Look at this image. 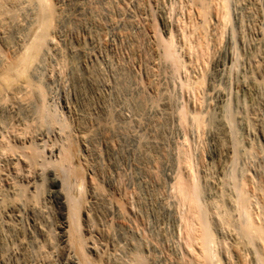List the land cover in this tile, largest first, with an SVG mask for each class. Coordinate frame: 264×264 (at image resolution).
<instances>
[{
  "label": "rangeland",
  "instance_id": "rangeland-1",
  "mask_svg": "<svg viewBox=\"0 0 264 264\" xmlns=\"http://www.w3.org/2000/svg\"><path fill=\"white\" fill-rule=\"evenodd\" d=\"M28 1L21 0L17 6L9 3L4 5L5 9L0 6V33L5 28L11 30L21 13V18L30 15L35 1ZM228 1V21L222 20L219 1L209 3L213 4L205 26L208 31H204L197 0H52L59 15L56 26L59 29L53 44L56 47L49 51L33 78L45 93L43 101L51 108V111L48 109L51 118L41 119L36 115L42 98L38 99L40 101L35 98L34 122H26V127L15 122L18 128H13L15 125L9 121L8 125L0 124L10 133L7 136L13 144H44L39 147L44 158L36 165L31 164L33 167L23 161L16 164L13 154L4 158L0 154V159L4 160L0 163V264L78 262L75 253L67 250L61 235L64 221L58 203L61 195L55 191L61 190L63 180L68 184L63 181L65 186L72 185V194L85 201L80 211V226L87 239L86 253L93 264H188L191 254L180 239L178 200L171 187L178 173L175 171L181 168L189 172V168L178 163L180 152L185 149L200 179L203 202L211 215L215 214L211 218L216 237L220 239L221 246L216 249L219 247L217 250L222 256L218 258L224 259L225 264L254 262L249 255L253 254L239 247L242 244L238 245L241 241L237 231H232L236 229L235 218L239 219L232 207L235 208V182L247 180L253 183L251 192L255 191L252 209L264 213L263 196L258 193L264 191V0ZM164 20L169 25L168 30L164 28ZM7 24L8 27L4 26ZM172 31L177 41L175 51L182 64L185 61V67H176L164 58L162 46L156 41L158 32L163 39H168ZM0 52L1 63L6 52L2 42ZM249 78L255 79L256 86ZM200 79L202 85L196 86ZM188 81L191 86H186ZM183 107L190 112L186 123L180 117ZM220 108L224 109L225 119H231L226 127L232 130L226 127L223 130L218 115ZM192 113L202 115L205 122L201 128L193 121ZM7 126L13 129L9 132ZM18 131L25 132V136ZM66 143L74 148L72 167L81 171L77 176L70 177L66 169L55 163L59 149ZM55 179L61 183L53 184ZM222 208L234 210L228 212L234 217V229L229 222L223 223L225 211ZM40 228L47 232L46 240L38 233ZM241 249L246 254L243 258ZM244 257L248 260L242 262Z\"/></svg>",
  "mask_w": 264,
  "mask_h": 264
},
{
  "label": "bare ground",
  "instance_id": "bare-ground-1",
  "mask_svg": "<svg viewBox=\"0 0 264 264\" xmlns=\"http://www.w3.org/2000/svg\"><path fill=\"white\" fill-rule=\"evenodd\" d=\"M21 0H0V6H4V5H8L9 3L13 6H17V4L20 2ZM30 1H35V6L30 8V15L29 16H25L24 18H21V14H20V18L15 19V22L12 25V28L10 30H6L2 29L4 31H2L0 33V42H2L3 47L5 48V55L0 63V124L4 123L8 125V121L9 122H13L12 124H14L15 122L18 124H23L26 127V122L28 123V121L34 122V118L36 117V115H40L41 119L42 118H48L51 116V114L49 113V109L47 107V104L45 105V102L43 101V97H45V93H43V90L41 89L40 83L39 85L37 83L34 82L33 78H36V74L39 71L38 69L41 66V63L44 61L45 57L48 56V53L51 52V49L56 47L55 45H53L55 43L56 40V30L59 29L57 26V17L59 15L56 14V9L54 6V2H52V0H29ZM209 0H197L199 6H200V10L198 12L201 11V15L204 21L203 24V29L204 31H208L206 29V24L208 21V16L209 13L211 12L209 9L211 8L210 6L213 4H209L213 1H215L217 3V1H219V5L222 11V20L223 21H228L229 19V9H228V0H211L208 3ZM26 2V1H25ZM24 2V3H25ZM23 3V2H22ZM32 3V2H30ZM29 3V4H30ZM196 4V2H194ZM215 3V4H216ZM21 5V3H20ZM197 5V4H196ZM194 6V5H193ZM198 6V8H199ZM11 7V6H10ZM26 7V6H25ZM24 7V8H25ZM29 7V6H28ZM215 7V6H214ZM7 8V7H6ZM12 8V7H11ZM15 8V7H14ZM19 7H17L18 10ZM5 9V6L4 8ZM20 9V8H19ZM218 9V7H217ZM1 10V9H0ZM21 10V9H20ZM198 10V9H197ZM22 11V10H21ZM19 12V11H18ZM215 12V11H214ZM219 12V11H218ZM4 13V12H3ZM29 13V11H28ZM60 14V13H59ZM199 14V13H198ZM15 15V14H14ZM26 15V14H25ZM211 15H213L211 13ZM217 15V14H216ZM231 15V14H230ZM9 16V15H8ZM13 16V15H12ZM62 16V15H61ZM220 16V15H219ZM4 17V16H3ZM198 17V16H197ZM11 18V17H10ZM13 18V17H12ZM61 18V17H60ZM195 18V17H194ZM200 18V17H199ZM219 18V17H218ZM59 19V18H58ZM62 19V18H61ZM60 20V19H59ZM11 21V20H9ZM165 21V20H164ZM6 22H8L6 20ZM154 22V21H153ZM3 24V23H2ZM11 24V23H8ZM7 25H4L6 27H8ZM164 28L166 30H168L169 25L168 23L165 21L164 23ZM192 25V24H191ZM198 24H196L197 26ZM200 25V24H199ZM202 25V24H201ZM209 25V24H208ZM11 26V25H10ZM194 26V25H193ZM187 27V26H186ZM208 27V26H207ZM3 28V27H2ZM65 28V27H64ZM155 28V25H154ZM157 28V26H156ZM193 28V27H191ZM156 30V29H155ZM158 30V29H157ZM183 31V29H182ZM203 31V32H204ZM202 32V33H203ZM61 33V32H60ZM159 33V32H158ZM158 33L156 34V41L159 45L162 46L163 49V53L162 55L164 56V58H166L167 60H171V62H173L174 65H176V67H179L180 65L184 66L182 64V60L181 57L178 55V53H176L175 51V47H176V36L175 33L172 31L170 32V36L168 39H163V37H161L160 35H158ZM155 34V33H154ZM160 34V33H159ZM187 34V33H186ZM208 34V33H207ZM183 36V35H182ZM181 36V37H182ZM200 36V35H199ZM179 37V36H178ZM187 38V36H185ZM201 37V36H200ZM206 37V36H205ZM194 39V38H193ZM62 40V39H61ZM178 40V39H177ZM197 40V39H196ZM189 42V40H188ZM156 43V44H157ZM184 43V42H183ZM187 43V42H186ZM259 43V42H258ZM261 43V42H260ZM264 43V42H263ZM178 44V43H177ZM182 44V42L180 43ZM203 44V43H202ZM179 45V44H178ZM189 45V44H187ZM196 45V44H195ZM200 45V44H199ZM54 46V47H53ZM182 46V45H181ZM180 46V47H181ZM203 46V45H202ZM189 47V46H188ZM59 48V47H58ZM57 48V49H58ZM84 48V47H83ZM196 48V47H195ZM203 48V47H202ZM55 49V48H54ZM67 49V48H66ZM85 49V48H84ZM73 50V49H72ZM79 50V49H77ZM83 50V49H82ZM199 50V49H198ZM50 51V52H49ZM53 51V50H52ZM60 51V50H59ZM64 51V50H63ZM75 51V49H74ZM72 51V52H74ZM61 52V51H60ZM207 52V51H206ZM1 53V52H0ZM2 54H4L2 52ZM62 54V53H61ZM76 54V53H75ZM57 55V54H56ZM161 55V54H160ZM159 55V56H160ZM161 55V56H162ZM197 55V54H196ZM50 56V55H49ZM62 56V55H61ZM60 56V57H61ZM207 56V55H206ZM2 57V56H0ZM57 57V56H56ZM74 57V56H72ZM48 59V57H47ZM162 59V57H161ZM65 60V59H63ZM184 60V59H183ZM73 61V60H72ZM205 61V60H204ZM220 61V60H219ZM60 62V61H59ZM61 63V62H60ZM67 63V62H66ZM206 63V62H205ZM65 64V63H64ZM47 65V64H46ZM53 65V64H52ZM76 65V64H75ZM164 65V64H163ZM45 66V65H44ZM61 66V65H60ZM65 66V65H64ZM222 66V65H221ZM262 66V64H261ZM97 67V66H95ZM128 67V66H127ZM165 67H167L165 65ZM185 67V66H184ZM258 67V66H257ZM43 68V67H42ZM175 68V67H174ZM181 68V67H179ZM233 68V67H232ZM260 68V66H259ZM47 69V68H46ZM63 69V68H62ZM79 69V68H78ZM125 69V68H124ZM77 70V69H76ZM179 71V69H177ZM228 70V69H227ZM263 70V69H262ZM78 71V70H77ZM76 71V72H77ZM148 71V70H147ZM43 72V71H42ZM259 73V72H258ZM40 74V73H39ZM129 74V73H128ZM92 75V74H91ZM249 75V74H248ZM39 75H37L38 77ZM81 76V75H80ZM258 77V76H257ZM198 78V77H197ZM204 78V77H203ZM206 78V77H205ZM247 79V77H245ZM245 78L243 80V82L245 81ZM213 79V78H212ZM243 79V78H242ZM195 80V79H194ZM198 80V79H196ZM228 80V79H227ZM255 79L249 78V82L251 84H253L255 81ZM36 81V80H35ZM42 81V80H41ZM257 81V80H256ZM38 82V81H37ZM242 82V83H243ZM246 82V81H245ZM186 86H191L192 83L190 81L185 82ZM202 80L200 79L197 83V85H202ZM184 84V83H183ZM215 85V84H214ZM243 85H246L245 83ZM254 85V84H253ZM132 86V85H131ZM256 86V85H254ZM145 87V86H144ZM216 87V86H215ZM214 87V89H215ZM245 87V86H244ZM185 88V87H184ZM210 88V87H209ZM243 88V87H242ZM250 88V87H249ZM133 89V88H132ZM146 89V88H145ZM189 89V88H188ZM213 89V88H212ZM137 90V89H136ZM159 90V89H158ZM243 90V89H242ZM199 91V90H198ZM220 91V90H219ZM48 92V91H47ZM215 92V91H214ZM225 92V91H224ZM80 93V92H79ZM221 93V92H220ZM249 94V93H248ZM162 95V94H161ZM49 96V94H48ZM165 96V95H164ZM218 96V95H217ZM236 96V95H234ZM213 97V96H212ZM239 97V96H238ZM41 99L40 102V106L38 107V114L34 113L33 111L37 112V104L36 107H34V99ZM83 98V97H82ZM81 98V99H82ZM48 99V98H47ZM139 100V98H138ZM40 101V100H38ZM37 101V103H38ZM137 102V101H136ZM229 102V101H228ZM237 103V102H236ZM239 103V102H238ZM39 105V103H38ZM170 105V104H169ZM226 105V104H225ZM243 105V104H242ZM49 106V105H48ZM184 106V105H182ZM223 106V105H222ZM36 108L35 110L32 111V109ZM221 107V106H220ZM229 107V106H227ZM237 107V106H236ZM69 108V107H68ZM168 108V107H167ZM186 108V107H185ZM184 107L181 108L180 111V117L181 120L185 123L187 121V116L189 115V113L186 111ZM238 108V107H237ZM49 109V110H48ZM138 109V108H137ZM228 109V108H227ZM139 110V109H138ZM156 110V109H155ZM154 110V111H155ZM210 110V109H209ZM51 111V110H50ZM145 111V110H144ZM170 111V110H169ZM189 111V110H188ZM200 111V110H199ZM215 111V110H214ZM226 111V110H225ZM232 111V110H230ZM146 112V111H145ZM168 112V111H167ZM203 113V112H202ZM219 113L218 114L221 118L219 119L221 125L224 127L223 130L225 129L226 126H228V122L231 120L229 119V121H227L225 119V114H224V109L220 108L219 109ZM36 114V115H35ZM113 114V113H112ZM193 114V113H192ZM232 114V113H231ZM241 114V113H240ZM34 115V116H33ZM54 115V114H53ZM205 116V114H203ZM228 115V114H227ZM230 115V114H229ZM247 115V114H246ZM56 116V115H55ZM167 116V115H166ZM170 116V115H169ZM172 116V115H171ZM179 116V115H178ZM192 116V115H190ZM231 116V115H230ZM239 116V115H238ZM245 116V115H244ZM206 117V116H205ZM229 117V116H228ZM233 116H231L232 118ZM51 118V117H50ZM109 118V117H108ZM113 118V117H112ZM208 118V117H207ZM205 118V120L207 119ZM212 118V116H211ZM218 118V117H217ZM252 118V117H251ZM33 119V121L31 120ZM54 119V118H53ZM52 119V120H53ZM110 119V118H109ZM174 119V118H173ZM190 119V118H189ZM233 119V118H232ZM40 120V119H37ZM85 120V119H84ZM248 120V119H247ZM139 121V120H138ZM193 121L197 124V126H203V117L202 115H200L199 113H194L193 114ZM233 121V120H232ZM36 122V121H35ZM237 122V121H236ZM247 122V121H246ZM38 123V121L36 122ZM52 123V122H51ZM54 123V122H53ZM67 123V122H66ZM114 123V122H112ZM212 123V122H210ZM214 123V122H213ZM216 123V122H215ZM218 123V122H217ZM219 123V124H220ZM17 124L15 125L16 128ZM40 124V122H39ZM48 124V123H47ZM57 124V122H56ZM63 124V123H61ZM115 124V123H114ZM206 124V123H205ZM13 125V126H14ZM22 125V126H23ZM38 125V124H37ZM49 125V124H48ZM68 125V124H67ZM81 125V124H80ZM139 125V124H138ZM145 125V124H144ZM209 125V124H208ZM207 125V126H208ZM211 125V124H210ZM213 125V124H212ZM216 125V124H215ZM220 125V126H221ZM30 126V124H29ZM28 126V127H29ZM32 126V125H31ZM104 126V125H103ZM115 126V125H113ZM181 126V125H180ZM186 126V125H185ZM193 126V125H192ZM217 126V125H216ZM231 126V124H230ZM19 126H17L18 128ZM64 127V125H63ZM108 127V125H107ZM139 127V126H138ZM189 127V126H188ZM206 127V126H205ZM211 127V126H210ZM8 128V126H7ZM13 128L9 129L12 130ZM24 128V127H23ZM22 128V129H23ZM33 128V127H32ZM53 128V126H52ZM103 128V127H102ZM105 128V126H104ZM111 128V127H110ZM116 128V127H115ZM142 128V127H141ZM196 128V127H195ZM204 128V127H203ZM207 128V127H206ZM218 128V127H217ZM228 128V127H226ZM231 128V127H229ZM228 128V129H229ZM45 129V128H44ZM61 129V128H60ZM65 129V128H64ZM100 129V128H99ZM185 129V127H184ZM192 129V128H191ZM210 129V128H208ZM207 129V130H208ZM15 130V129H14ZM24 130V129H23ZM36 130V129H35ZM54 130V129H51ZM66 130V129H65ZM93 130V129H92ZM91 130V131H92ZM97 130V129H95ZM187 130V129H185ZM215 130V129H214ZM213 130V131H214ZM232 130V128L230 129ZM17 131V130H16ZM89 131V130H88ZM103 131V130H102ZM115 131V130H114ZM125 131V130H124ZM228 131V130H227ZM234 131V130H233ZM232 131V132H233ZM10 132V131H9ZM15 133V131H13ZM20 132V131H18ZM30 133H32L29 130ZM36 132V131H35ZM42 132V131H40ZM50 132V131H49ZM94 132V131H93ZM113 132V131H112ZM188 132V130H187ZM209 132V131H208ZM216 132V131H215ZM220 132V131H219ZM3 130V127L0 125V154H3V158L4 155L9 156V154L15 155V157L12 158V160H14L17 163H22L21 161L24 162H28L31 164H37L38 160L40 158H42L43 154L40 150L39 147L42 148V146L44 145H36V141L34 142L36 146L31 145V142L29 145L26 146H19L18 144H13L11 143L12 141L10 140L9 142V138H8V134ZM25 133V132H24ZM23 131L22 134L24 135ZM51 133V132H50ZM67 133V132H66ZM65 133V134H66ZM70 133V132H69ZM223 133V132H222ZM235 133V132H234ZM233 133V134H234ZM18 134V133H17ZM21 134V132L19 133V135ZM21 134V135H22ZM88 134V133H87ZM226 134V133H225ZM8 135V136H7ZM35 135V134H34ZM68 135V134H67ZM86 135V134H85ZM11 136V135H10ZM13 136V134H12ZM18 136V135H17ZM25 136V135H24ZM37 136V135H36ZM35 136V137H36ZM42 136V135H41ZM44 136V135H43ZM64 136V135H63ZM203 136V134H202ZM231 136V135H230ZM234 136V135H233ZM15 137V135L13 136ZM34 137V138H35ZM45 137V136H44ZM61 137V136H60ZM140 137V136H139ZM228 137V136H227ZM17 138V137H16ZM20 138V137H19ZM43 138V137H40ZM65 138V137H64ZM187 138V137H186ZM12 139V138H11ZM18 139V138H17ZM17 139H14L17 140ZM21 139V138H20ZM27 139V138H26ZM57 140V138H55ZM89 139V138H88ZM145 139V138H144ZM54 140V141H56ZM59 140H61L59 138ZM65 140V139H64ZM84 140V139H82ZM141 140V139H140ZM13 141V142H14ZM22 141V140H20ZM20 141L19 144H20ZM23 141L25 142V140L23 139ZM30 141V140H29ZM28 141V142H29ZM46 141V140H45ZM44 141V142H45ZM66 141V140H65ZM144 141V140H143ZM146 141V140H145ZM23 142V145H24ZM33 142V141H32ZM57 142V141H56ZM147 142V141H146ZM149 142V141H148ZM26 143V142H25ZM63 143V141H62ZM228 143V142H227ZM33 144V143H32ZM38 144V143H37ZM46 144V143H45ZM67 144V143H66ZM65 144V145H66ZM230 144V143H229ZM234 144V143H233ZM22 145V143H21ZM48 145V144H46ZM184 145V144H183ZM55 146V145H54ZM63 146V144L61 145V147ZM182 146V144H181ZM56 147L58 148V146L56 145ZM138 147V146H137ZM149 147V146H148ZM147 147V148H148ZM143 148V147H142ZM184 148V147H182ZM234 148V147H233ZM47 149V148H46ZM53 149V148H52ZM45 150V149H44ZM49 150V149H48ZM56 150V149H55ZM54 150V151H55ZM188 150V149H187ZM185 149V151H181L180 152V157H179V164H183L185 165L186 169L189 168V172L185 173L182 170H180L181 168H179V171H175L178 172L175 177L173 178V184H172V190L175 193V196L177 197V206H179V216L177 214H175L176 216L179 217L180 219V236L186 247L188 248L189 252H190V259L188 260V264H195V262L199 261L202 262L203 264H225V261L222 262V260L224 259H219L221 256H219V247L221 245H219V241L220 239H218V237H216L217 235L214 232L213 229V222H212V216L215 215H211V211L209 210V208L204 204L203 199H202V188L200 185V179L197 178L196 175V171L194 172V170L192 169L193 166H191V155L190 153ZM237 149H235L234 152H236ZM241 150V149H240ZM53 151V150H52ZM230 151V150H229ZM50 152V151H49ZM46 153V152H45ZM55 153V152H54ZM238 152H236L237 154ZM52 154V153H51ZM239 154V153H238ZM230 155V154H229ZM241 155V154H240ZM10 156V157H11ZM48 156V155H47ZM50 156V155H49ZM59 159L57 162H55L53 160V162L58 163L62 168L66 169L67 174L72 177L73 176H77L80 174L81 171H78L79 169H74L72 167L73 164V157H74V148L72 147V144L69 143L66 146L62 147L61 149H59ZM174 156V155H173ZM237 156V155H235ZM9 157V158H10ZM0 159V163H2L1 161L4 162V160ZM8 158V157H7ZM44 158V157H43ZM51 158V157H50ZM49 158V159H50ZM54 158V157H53ZM175 158V157H174ZM238 158V157H237ZM169 159V158H168ZM233 159V158H232ZM236 159V158H235ZM6 160V158H5ZM8 161V159L6 160V162ZM10 161V159H9ZM43 161V160H42ZM52 163V160H50ZM49 161V162H50ZM75 161V159H74ZM175 161V160H174ZM238 161V160H237ZM13 161H11L12 163ZM41 162V161H40ZM231 162V161H230ZM234 162V161H233ZM10 163V162H9ZM10 163V164H11ZM27 163V164H28ZM45 163V162H44ZM15 164V163H14ZM40 164V163H39ZM169 164V163H168ZM177 164V163H176ZM178 164V166H179ZM196 164V163H195ZM238 164V163H237ZM4 165V164H3ZM6 165V164H5ZM13 165V164H12ZM20 165V164H19ZM182 165V166H183ZM194 165V164H193ZM54 166V165H53ZM76 166V165H75ZM196 166V165H195ZM4 167V166H3ZM15 167V166H13ZM18 167V166H17ZM21 167V166H20ZM29 167V166H27ZM33 167V166H31ZM181 167V165H180ZM1 168V167H0ZM4 169V168H3ZM19 169V168H18ZM24 169V168H23ZM41 169V168H40ZM172 169V168H171ZM174 169V168H173ZM176 170V169H175ZM234 170V169H233ZM2 171V170H1ZM8 171V170H7ZM24 171V170H23ZM19 172V170H18ZM198 172V171H197ZM227 172V171H226ZM229 173V172H228ZM235 173V171H234ZM3 174V173H1ZM23 174V173H22ZM157 174V173H156ZM233 174V173H232ZM236 175V174H235ZM245 175V174H243ZM154 176V175H153ZM230 176V175H228ZM6 177V176H4ZM10 177V176H9ZM155 177V176H154ZM227 177V176H226ZM232 177V176H230ZM241 177V176H239ZM81 178V177H80ZM223 178V177H222ZM237 178V177H236ZM11 179V178H10ZM161 179V178H160ZM172 179V178H171ZM212 179V178H211ZM210 179V180H211ZM225 179V178H224ZM242 179V178H241ZM247 179V178H246ZM6 180V179H5ZM14 180V179H13ZM71 180V179H70ZM205 180V179H204ZM207 180V179H206ZM223 180V179H222ZM64 181V180H63ZM62 181V183H63ZM224 181V180H223ZM227 181V180H226ZM235 181V179H234ZM241 181V180H240ZM252 181V180H251ZM2 182V181H1ZM56 185V183H61L60 180L55 179L53 181ZM221 182V181H220ZM61 183V190L59 191H55V193L57 195H61V199H59V204H60V208L62 209L61 212H63V219L64 221L62 222V226H61V235L63 238V242L64 245L66 246L67 250L69 251V253H75L76 255V259L78 260V262L75 259V263L76 264H93L91 259L89 258L90 255L88 256V254L86 253L85 250V245L86 244V240L83 237V233H81V226H80V211L81 208L84 206L83 203H85V201H83L80 197V199L77 197V195H75L74 193L72 194V185L69 187L65 186L64 184ZM64 183L67 184L66 180L64 181ZM69 183V182H68ZM232 183V182H231ZM8 184V183H7ZM13 184V183H12ZM34 184V183H33ZM77 184V183H76ZM204 184V183H202ZM253 183L250 184V181L247 180H243L242 182H235L234 184V193L236 194L235 197V201L233 203V205H235V208L232 207L233 209H235L236 211H234L232 208L231 211H234L233 214H235V212H237V215L239 217L235 218V220L237 221V223L234 225L236 229H234L233 223H232V216H230V214L228 213L230 210L226 211V209L223 211L224 212V219H222L223 223L225 221L229 222L230 225L232 224V228L234 230L237 231L238 237L241 241V243L239 242L238 245L242 244V247L239 246L240 248L245 249V251L248 249V251H250L253 255L249 254L251 259H254V262L252 264H264V213L261 212V214L257 213L255 210H253L254 208L252 207V200L253 199V195L255 193L251 192L253 191L251 187ZM256 184V183H255ZM68 185V184H67ZM208 185V184H207ZM223 185V184H222ZM228 185V184H227ZM226 185V186H227ZM231 185V184H230ZM17 186V185H16ZM20 185L18 184V187ZM36 186V185H35ZM53 186V185H52ZM260 186V185H259ZM264 186V185H263ZM21 187V186H20ZM77 187H80V185L78 184ZM204 187V186H203ZM219 187V186H217ZM222 187V186H221ZM220 187V188H221ZM228 188L230 187L229 185L227 186ZM75 188V187H74ZM262 188V187H261ZM23 189V188H22ZM36 189V188H35ZM43 189V188H42ZM227 189V188H226ZM254 189V188H253ZM14 190V189H13ZM12 190V191H13ZM24 190V189H23ZM79 190V189H77ZM81 190V189H80ZM204 190V189H203ZM219 190V189H218ZM259 191V188L257 189ZM225 191V190H224ZM218 192V191H217ZM257 192V191H256ZM18 193V192H17ZM20 193V192H19ZM81 193V192H80ZM206 193V192H205ZM225 193V192H224ZM223 193V194H224ZM258 193H262L263 198L262 199V204L261 206H263V211H264V191L261 190V192ZM54 194V193H53ZM79 194V192H78ZM257 194V193H256ZM255 194V195H256ZM24 195V194H23ZM55 195V194H54ZM229 195V194H228ZM13 196V195H12ZM205 196V195H204ZM233 196V195H232ZM258 196V195H257ZM6 197V196H5ZM53 197V196H52ZM58 197V196H57ZM218 197V196H217ZM259 197V196H258ZM261 197V196H260ZM259 197V199H260ZM22 198V197H21ZM60 198V197H58ZM221 198V197H220ZM225 198V197H224ZM9 199V198H8ZM210 199V198H209ZM232 199V200H233ZM231 200V201H232ZM5 201V200H4ZM58 201V200H57ZM11 202V201H8ZM221 202V201H220ZM218 202V203H220ZM233 202V201H232ZM232 202H230L232 204ZM57 203V202H56ZM165 203V202H163ZM217 203V204H218ZM222 204H224L223 202H221ZM226 203V202H225ZM3 204V203H2ZM228 205V204H227ZM6 206V205H4ZM163 206V205H162ZM211 206V205H210ZM209 206V207H210ZM220 207V205H217ZM225 207V204L223 205ZM221 206V207H223ZM218 207V208H219ZM166 208V206H165ZM164 208V209H165ZM253 208V209H252ZM168 209V208H167ZM176 209V208H175ZM178 209V207H177ZM211 209V208H210ZM229 209V208H228ZM171 210V208H170ZM212 210V209H211ZM166 211V209L164 210V212ZM177 211V210H176ZM219 211H221L219 209ZM230 211V212H231ZM258 211V210H257ZM173 212V210H172ZM256 212V213H255ZM166 213V212H165ZM169 213V211H168ZM174 213H176L174 211ZM178 213V212H177ZM214 213V212H213ZM220 213V212H219ZM173 214V213H172ZM175 216V217H176ZM219 216V215H217ZM236 216V214H235ZM222 218V217H221ZM220 218V221H221ZM83 219V218H82ZM88 220V219H87ZM214 221V220H213ZM234 221V220H233ZM235 221V222H236ZM220 224V223H219ZM177 227L179 226L178 224H176ZM217 227V226H216ZM218 228V227H217ZM230 228V227H228ZM40 233V235H42L43 237H45V240L47 238V232L40 228L38 230ZM51 233V232H50ZM224 233V232H223ZM228 233V232H227ZM230 233V232H229ZM25 234V233H24ZM27 234V233H26ZM218 234V233H217ZM30 236V235H29ZM92 237V236H90ZM33 239V237H30ZM36 238V237H35ZM48 238H49V234H48ZM236 238V237H235ZM31 239V240H32ZM37 239V238H36ZM223 239V238H222ZM51 240V238H50ZM227 240V239H226ZM26 241V240H25ZM48 241V240H47ZM46 241V242H47ZM49 242V241H48ZM221 242V241H220ZM33 243V242H31ZM35 244L38 243V240H36V242H34ZM40 243V241H39ZM43 243V242H42ZM62 243V242H61ZM235 243V242H234ZM47 244V243H45ZM225 244V243H224ZM37 245V244H36ZM39 246H41V244H38ZM137 245V244H136ZM219 245V247L216 249V247ZM237 245V246H238ZM32 246V244H31ZM34 246V244H33ZM38 246V247H39ZM47 246V245H46ZM50 246V245H49ZM37 247V248H38ZM45 247V245L43 244V248ZM54 247V246H53ZM89 247V246H88ZM135 247V246H134ZM224 247V246H223ZM33 248V247H32ZM40 247V251H41ZM46 248V247H45ZM55 248V247H54ZM65 248V249H66ZM238 248V247H237ZM239 248V250H240ZM27 249V246H26ZM25 249V250H26ZM63 249V248H62ZM235 249V248H234ZM16 250V249H15ZM61 250V249H60ZM230 252V248L228 249ZM238 250V251H239ZM36 251H38L36 249ZM46 251V250H45ZM58 251V249H57ZM218 251V252H217ZM233 251V250H232ZM242 249H241V253H242ZM247 251V252H248ZM39 252V251H38ZM60 252V251H59ZM67 252V251H66ZM245 252V253H247ZM8 253V252H7ZM36 253V252H35ZM45 253V252H40V254ZM240 253V252H239ZM249 253V252H248ZM34 254V253H33ZM48 254V252H47ZM105 254V252H104ZM231 254V253H230ZM229 254V255H230ZM242 256H245L246 254L242 253ZM38 255V254H37ZM61 255V253L59 254ZM69 256V254H66ZM48 256V255H47ZM57 256V255H56ZM67 256V257H68ZM73 256V255H71ZM104 256V255H103ZM219 256V258H218ZM32 257V256H31ZM35 257V256H34ZM37 257V256H36ZM98 257V256H97ZM240 257V256H239ZM240 257V258H241ZM248 257V256H246ZM246 257H244V259H242L244 262V260H248ZM2 258V257H1ZM0 258V259H1ZM30 258V256H29ZM39 258V257H38ZM44 258V257H43ZM50 258V257H49ZM49 258H47V261L49 260ZM142 258V257H141ZM234 258V257H232ZM243 258V257H242ZM249 258V257H248ZM23 259V258H22ZM53 259V258H52ZM69 259V257H68ZM67 259V260H68ZM72 259V257H71ZM74 259V258H73ZM72 259V260H73ZM231 259V258H230ZM237 259V258H236ZM250 259V258H249ZM252 259V261H253ZM2 260V259H1ZM4 260V259H3ZM42 260V259H41ZM70 260V261H72ZM100 260V259H99ZM102 260V259H101ZM111 260V259H109ZM139 260V259H138ZM141 260V259H140ZM229 260V259H228ZM5 261V260H4ZM69 261V260H68ZM112 261V260H111ZM144 261V260H142ZM155 261V260H154ZM183 261V260H182ZM241 261V259H240ZM28 262V261H27ZM45 262V260H44ZM58 262V261H57ZM73 262V261H72ZM231 261H229L230 263ZM236 261H234L232 264H234ZM249 262V261H248ZM3 263V262H2ZM9 263V262H8ZM68 263V262H67ZM104 263V262H103ZM138 263H140L138 261ZM181 263V262H180ZM185 263V262H184ZM238 263V262H236ZM240 263V262H239ZM247 264V261L244 262L243 264ZM73 264V263H72ZM109 264V263H108ZM143 264V263H142ZM198 264V263H197ZM228 264V262H227ZM250 264V263H249Z\"/></svg>",
  "mask_w": 264,
  "mask_h": 264
}]
</instances>
